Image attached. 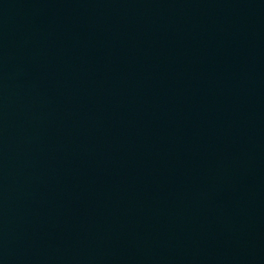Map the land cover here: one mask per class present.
<instances>
[{
	"label": "water",
	"instance_id": "1",
	"mask_svg": "<svg viewBox=\"0 0 264 264\" xmlns=\"http://www.w3.org/2000/svg\"><path fill=\"white\" fill-rule=\"evenodd\" d=\"M0 264H264V0H0Z\"/></svg>",
	"mask_w": 264,
	"mask_h": 264
}]
</instances>
